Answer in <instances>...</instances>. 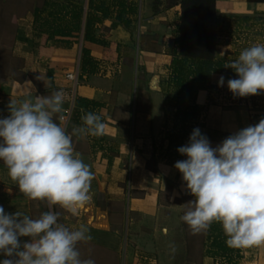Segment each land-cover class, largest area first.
Segmentation results:
<instances>
[{"label":"crops","instance_id":"0c3cea01","mask_svg":"<svg viewBox=\"0 0 264 264\" xmlns=\"http://www.w3.org/2000/svg\"><path fill=\"white\" fill-rule=\"evenodd\" d=\"M38 1L0 0V71L10 76L18 67L22 78L0 77V118L9 115L11 99L34 101L38 95L58 90L69 89L75 100L95 104L88 112L102 117L104 134L73 137V145L94 174L91 200L79 212L92 218L89 229L107 245L109 256L99 253L97 264H128L133 249L135 255L139 251L145 255L140 257L145 259L141 264H264V246L232 248L219 223L193 234L181 220L184 204L194 197L175 164L165 161L176 112L166 97L175 92L168 80L178 54L179 1L125 0L127 27L122 22L113 25L110 19L97 26L98 39L102 36L109 46L84 37L89 0H80L79 31L55 36L42 45L45 36L34 26ZM102 1L109 4L111 0ZM216 9L217 57L232 62L245 48L264 43V1L216 0ZM83 49L96 61L90 75L80 72ZM5 50L10 51L9 59L1 54ZM49 50V55L44 54ZM100 61L117 64V74H97ZM47 72L52 73V80L45 84ZM70 72L78 76L77 84L67 79ZM210 80L224 88L226 75L215 72ZM208 95L207 88L200 89L195 103L205 106ZM75 100L65 103L63 113L55 117L60 122L66 116L62 121L69 132L79 126L71 122ZM249 125H253V115L248 107L216 104L207 107L194 129L199 128L215 148Z\"/></svg>","mask_w":264,"mask_h":264},{"label":"clouds","instance_id":"9594fccd","mask_svg":"<svg viewBox=\"0 0 264 264\" xmlns=\"http://www.w3.org/2000/svg\"><path fill=\"white\" fill-rule=\"evenodd\" d=\"M225 67L238 76L227 81L233 96L264 93V43L245 48ZM219 84L224 85L223 76ZM64 104L63 90L34 101L11 99L9 115L0 118V161L25 197L77 215L91 200L94 174L75 151L73 137L101 136L105 124L99 114L86 112L82 124L69 132L62 119H55ZM177 151L187 157L174 167L194 197L181 216L192 233L219 223L229 247L264 246V118L215 148L196 128ZM59 220L60 213L51 210L33 218L0 206V254L6 257L0 264H95L77 247L92 239L89 229H72ZM22 237L28 239L22 242Z\"/></svg>","mask_w":264,"mask_h":264},{"label":"trees","instance_id":"16d2710c","mask_svg":"<svg viewBox=\"0 0 264 264\" xmlns=\"http://www.w3.org/2000/svg\"><path fill=\"white\" fill-rule=\"evenodd\" d=\"M181 5L180 23L177 34L178 54L173 58L171 65V75L169 84L175 88L171 96L166 97V101L176 108L175 123L168 132L169 147L166 153L165 161L175 164L183 160L177 149L185 145L198 123V118L203 115L209 105L218 104L217 96L226 90L228 98L231 101L243 103L245 97H235L227 87L228 79L238 78L235 71L225 66L231 61L216 56V38H217V9L216 0H176ZM249 2H263L264 0H247ZM83 2L80 0H40L34 8L36 30L45 37L43 44L48 39L55 36H70L73 32L79 31L83 13ZM71 6V9L69 8ZM125 0H111L109 4L102 0H89L88 12L85 23L84 37L87 41L100 42L106 46L109 43L101 37H97V26L105 19L122 22L127 27L129 21L124 19ZM69 16V20H65ZM6 51V52H5ZM1 51L5 59L11 56L10 51ZM51 50L44 52L49 55ZM4 61V60H3ZM19 62H16V65ZM18 66V65H17ZM96 61L90 57L89 51L82 50L80 72L90 75L94 73ZM15 74L7 76L0 71V77H10L22 80L18 73V67L14 69ZM224 72L226 75L225 87H218L211 84V75L215 72ZM34 82L37 80L31 77ZM45 84L52 80V73L47 72L43 79ZM207 88L209 91L207 103L200 106L195 103L198 91ZM264 103V93L257 95L250 100L253 107L257 103ZM95 104L84 99H76L71 118V122L82 124L81 117L91 106ZM260 105V104H259ZM250 108V107H249ZM83 109V111H81ZM60 116V115H59ZM264 116L259 115L254 118L253 125L257 124ZM0 168L8 170L4 164L0 163ZM156 171V170H155ZM50 211L48 206L43 207V212ZM56 212V207L54 206Z\"/></svg>","mask_w":264,"mask_h":264},{"label":"rangeland","instance_id":"374dc122","mask_svg":"<svg viewBox=\"0 0 264 264\" xmlns=\"http://www.w3.org/2000/svg\"><path fill=\"white\" fill-rule=\"evenodd\" d=\"M218 104L222 105L225 108H235L238 106H246L250 107L249 109L252 111V115L255 117L262 115L264 116V103H257V107H252L250 104V100L242 101L243 103H239V101H231L228 98V92L223 90L217 96ZM260 104V105H259ZM0 163L3 164L2 161ZM47 206L46 202L34 201L25 197L20 191L17 185L11 180L8 175V170H3L0 168V206H3L6 213H15L16 211H21L25 214L30 215L33 218L38 217L43 212V207ZM56 207V212L60 213L59 222L63 223L65 226L75 229L80 225H85L88 229L90 228V222L92 218L87 217V214L79 212L77 215H72L66 210ZM49 208V207H48ZM49 210L54 211V207ZM89 233L92 237L90 241L81 242L77 245L81 252V256L83 259H93L95 264H97V257L99 253L102 255L109 256V252L105 246H107L104 240H102V236L97 232L89 229ZM27 237H22L21 241H26ZM99 246V247H98ZM132 252V251H130ZM112 253V252H111ZM133 255L130 254L128 264H141L145 259H141V256H145L139 252L135 255V251L133 249ZM100 255V256H101ZM4 255L0 254V260H3ZM151 264V263H150Z\"/></svg>","mask_w":264,"mask_h":264},{"label":"built area","instance_id":"2783aa9c","mask_svg":"<svg viewBox=\"0 0 264 264\" xmlns=\"http://www.w3.org/2000/svg\"><path fill=\"white\" fill-rule=\"evenodd\" d=\"M118 67L119 66L117 64L113 65L107 61H100L97 64V74L112 77L117 74ZM66 77L69 81L75 82L76 84L78 83V76L74 72L68 73ZM63 91L65 93V103H73L75 100V94L69 89ZM65 118L66 116L64 115L61 117V119Z\"/></svg>","mask_w":264,"mask_h":264}]
</instances>
